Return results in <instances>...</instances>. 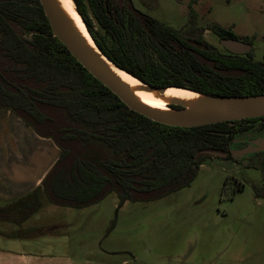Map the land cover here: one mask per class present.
<instances>
[{
    "label": "trees",
    "instance_id": "16d2710c",
    "mask_svg": "<svg viewBox=\"0 0 264 264\" xmlns=\"http://www.w3.org/2000/svg\"><path fill=\"white\" fill-rule=\"evenodd\" d=\"M75 1L100 49L149 85L216 96L264 93V57L256 59L254 50L224 52L207 41L205 29L220 38L234 33L215 22L199 25L193 3L185 27L175 28L152 16L141 18L130 0H117L119 7L113 0ZM123 2L129 4L121 10ZM94 19L104 31L100 36ZM0 54L16 61V72L22 71L19 83L8 87L2 66L11 60H0V106L23 111L39 124L49 121L52 137L65 143L60 166L37 190L43 189L53 204L77 208L115 192L119 202L107 232L126 201L157 200L189 186L208 157L205 151L215 150L230 130L228 121L187 128L129 109L53 36L40 0H0ZM48 107L62 113V122L50 117ZM70 153L76 156L68 161ZM40 205L36 191L13 208L20 215L0 212V218L20 222Z\"/></svg>",
    "mask_w": 264,
    "mask_h": 264
},
{
    "label": "rangeland",
    "instance_id": "374dc122",
    "mask_svg": "<svg viewBox=\"0 0 264 264\" xmlns=\"http://www.w3.org/2000/svg\"><path fill=\"white\" fill-rule=\"evenodd\" d=\"M131 1L175 28L184 27L193 3L200 25L215 22L230 28L235 39L253 44L256 59L264 57V0ZM94 30L99 36L104 33L96 19ZM203 35L221 51L226 50L211 29ZM45 111L62 122L59 110L48 107ZM49 123L39 124L23 111L0 106V212L13 214L18 202L36 191L41 199L39 210L20 222L13 219L17 212L10 218L3 215L0 236L47 230L48 221L42 215L53 203L37 187L60 166L65 145L52 137L55 131ZM75 156L70 153L67 160ZM232 171L223 167V160L208 156L189 186L157 200L128 201L118 211V228L111 241L113 248L125 251L113 255L110 264H119L123 258L139 264H181L186 257L193 264H264V199L256 197L250 185L235 183ZM118 202L112 192L96 206L109 219L106 227L116 215Z\"/></svg>",
    "mask_w": 264,
    "mask_h": 264
},
{
    "label": "water",
    "instance_id": "95a60500",
    "mask_svg": "<svg viewBox=\"0 0 264 264\" xmlns=\"http://www.w3.org/2000/svg\"><path fill=\"white\" fill-rule=\"evenodd\" d=\"M45 15L57 37L71 54L99 81L110 88L131 110L154 121L179 127L241 120L264 116V93L238 96H216L204 94L178 86L158 87L149 85L116 65L97 45L81 16L75 0H70L74 10L83 21L90 40L76 25L74 19L64 9L60 0H40ZM222 45L231 52L246 53L252 45L235 38H222ZM114 69L134 77L139 81L133 85L123 79ZM182 89L197 94L195 98L182 99L167 94L168 89ZM144 93L145 95L141 94ZM157 95L168 100V109L160 110L147 103V97ZM180 106V107H174Z\"/></svg>",
    "mask_w": 264,
    "mask_h": 264
},
{
    "label": "crops",
    "instance_id": "0c3cea01",
    "mask_svg": "<svg viewBox=\"0 0 264 264\" xmlns=\"http://www.w3.org/2000/svg\"><path fill=\"white\" fill-rule=\"evenodd\" d=\"M98 204L81 208L51 204L42 215L48 221L46 231L0 236V264H110V258L125 249L111 246L118 223L107 232L109 219L98 212ZM187 260L181 264H193ZM119 264L139 263L123 258Z\"/></svg>",
    "mask_w": 264,
    "mask_h": 264
},
{
    "label": "flooded vegetation",
    "instance_id": "af4514ba",
    "mask_svg": "<svg viewBox=\"0 0 264 264\" xmlns=\"http://www.w3.org/2000/svg\"><path fill=\"white\" fill-rule=\"evenodd\" d=\"M127 2H123L124 5L120 8L121 10H124L127 7V4H129ZM113 3L117 7L120 6L117 0H113ZM131 3L133 4L132 1ZM135 9L139 11V16L141 18L152 16L145 13L140 8L135 7ZM225 38L235 37L230 36ZM221 39L222 38H220V41ZM242 42L253 45L249 41L244 40ZM226 50L230 53H235L229 51L228 49ZM247 53L248 52L242 54ZM2 57L6 60H11L3 64L2 73L3 76L7 78L6 85L8 87H13L15 84L19 83L17 81V76L21 75L22 71L19 73L16 72V70H13V67L17 64L15 60H12L7 55L3 56V54H0L1 61H3ZM13 77H15V79ZM228 127L230 130L226 131L225 137L221 139V143L219 145L215 146V150H207L205 153L208 156L217 157L223 160V167L228 168L231 171H235V175H233L232 178L235 183L250 185L253 188L255 196L264 199V116L228 121ZM251 172H254V174H251Z\"/></svg>",
    "mask_w": 264,
    "mask_h": 264
},
{
    "label": "bare ground",
    "instance_id": "6f19581e",
    "mask_svg": "<svg viewBox=\"0 0 264 264\" xmlns=\"http://www.w3.org/2000/svg\"><path fill=\"white\" fill-rule=\"evenodd\" d=\"M60 2L62 3L64 9L68 12V14L71 15V17L74 19L76 25L80 28V30L84 33V35L90 40L91 39L89 37V34L87 32V29L83 23V21L81 20V18L79 17V15L76 13V11L74 10V7L72 6L70 0H60ZM116 71V73H118L123 79L129 81L131 84L133 85H138L139 81L137 79H135L134 77L124 73L123 71H120L119 69H114ZM141 94L145 95L144 93L140 92ZM167 94L169 95H174L176 97H180L182 99H191V98H195L197 96V94L190 92V91H186V90H182V89H168ZM146 96V95H145ZM166 96L164 97H159L157 95H152L150 97H147V103L156 108V109H160V110H166L168 109V100L165 99Z\"/></svg>",
    "mask_w": 264,
    "mask_h": 264
}]
</instances>
